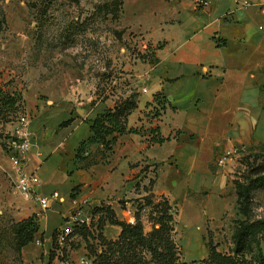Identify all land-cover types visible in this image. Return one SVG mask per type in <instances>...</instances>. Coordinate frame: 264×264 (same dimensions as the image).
<instances>
[{"label":"rangeland","instance_id":"obj_1","mask_svg":"<svg viewBox=\"0 0 264 264\" xmlns=\"http://www.w3.org/2000/svg\"><path fill=\"white\" fill-rule=\"evenodd\" d=\"M168 6L166 0H0V89L19 97L15 112H0V150L5 156L8 158L4 142L21 113L34 119L44 106L74 99L80 115H85L87 110L101 104L116 108L117 103L134 93L141 101L151 96V87L145 93L138 85L148 86L146 71L148 64L154 63L156 47L137 28L151 29L163 19ZM142 74L145 76L139 78ZM151 105L145 110L146 118H154L156 110ZM75 113L79 115L78 111ZM231 146L243 149L220 165L218 159ZM231 146L214 156L206 171V182L203 180L198 188L191 184L179 186L170 195L177 212L174 239L183 260L206 257L209 236L220 251L232 253V236L240 222L264 219V140ZM89 151L80 164L97 163L98 170L104 168L105 173L101 145H91ZM176 169L173 170L176 174L184 172L179 165ZM142 171L137 188L131 183L125 193L106 194L107 183H102L93 196L105 205L111 202L122 215H129L126 202L133 201L129 209L135 212L134 201L147 193L146 189H140L141 185L151 188L148 178L159 176L163 170L153 166L143 168L133 179ZM199 172L205 178V170ZM14 179L15 174L0 169V264H43L45 253H40L39 248L44 250V237L40 233L33 241L39 248L30 245L19 255L14 247V227L23 217L19 208L21 194L14 188ZM163 186L167 188L166 184L162 189ZM118 197L122 207L116 201ZM91 202V198H86L70 209L56 235L69 213L81 210L84 215L88 207L94 209ZM153 211L148 207L142 215L147 231L153 225L149 221ZM56 220L51 215L43 224L51 227ZM248 244L250 250L260 244L264 251V240L258 243L254 237ZM60 249L65 251V257L58 264L89 263L86 243L80 235L62 246L57 245L56 250Z\"/></svg>","mask_w":264,"mask_h":264},{"label":"crops","instance_id":"obj_2","mask_svg":"<svg viewBox=\"0 0 264 264\" xmlns=\"http://www.w3.org/2000/svg\"><path fill=\"white\" fill-rule=\"evenodd\" d=\"M166 1L169 6L163 19L149 30L137 28L156 47V62L148 64L146 71L148 86L138 85L140 90L147 89L145 93L151 87L152 95L144 101L140 97L138 106L127 117L128 127L144 126V130L117 136L113 149L101 155L106 162L105 173L104 168L98 170L97 163L82 166L76 154L80 143L91 134L89 121L113 106L101 104L80 115L75 100L65 99L44 106L33 119L27 170L40 177V194L58 191L61 199L37 217L44 250L30 242L19 255L34 245L45 253L43 264H58V250L50 260L55 230L62 225L65 214L83 199L91 198L94 206L105 205L93 196L102 183H107L106 194L120 195L130 190L131 183H135L134 188L139 186L137 178L143 171L133 179L135 173L159 167L163 171L157 177H149L148 184L155 179L151 185L155 198L164 195L171 201L170 195L179 186L191 184L198 188L203 180L206 182V171L214 156L225 147L264 140V0H250L248 6H241L236 0H215L205 8L195 7L193 0ZM158 44L162 47L157 48ZM157 92L166 96V108L159 117L146 118L145 110L152 106L147 102H152ZM68 119L72 121L63 124ZM152 127H158L160 134L169 139L153 142ZM176 165L184 172L174 173ZM0 169L16 176L3 150ZM204 170L205 178L199 172ZM163 184L167 188L162 189ZM75 186L78 189L72 197ZM144 187L142 184L140 189ZM21 199L19 212L23 217L19 221L36 215L40 208L36 201L22 195ZM116 201L122 207L119 197ZM128 202L129 215L120 214L111 202L106 205L111 206L118 219L134 222V211L129 209L133 201ZM51 215L57 220L49 227L43 220ZM120 232L119 225L104 226L109 239L117 238Z\"/></svg>","mask_w":264,"mask_h":264},{"label":"trees","instance_id":"obj_3","mask_svg":"<svg viewBox=\"0 0 264 264\" xmlns=\"http://www.w3.org/2000/svg\"><path fill=\"white\" fill-rule=\"evenodd\" d=\"M161 47V44L157 45V48ZM138 101V94H131L124 101L117 103L116 108H106L92 118L89 121L91 134L80 143L76 154L77 160L86 159L91 145H101L103 152L111 151L119 134L142 131V127H128L127 125V117L138 106ZM18 103L19 97L15 93H4L0 89V112L3 114L15 112ZM166 103V96L162 92H157L154 94L153 101L147 102V105L154 104L156 110L154 117H159L162 110L166 108ZM71 121L72 119H68L63 124H68ZM150 132L153 134L151 137L153 142L163 143L169 139V137L165 138L160 134L158 127H152ZM3 147L5 148V142ZM153 183L154 179H151L149 184L152 185ZM239 186L237 184L238 188ZM144 188L147 193L134 201V206L136 204L134 222L120 220L110 205H100L92 209L93 213H99L95 232L84 225H75L72 235H80L85 240L89 258L87 264H264V251L261 245L258 244L253 251L250 250L248 244L250 238H258V243L264 240L263 218L250 222H240L232 236L234 243L232 253L220 251L218 245L213 241V237L209 236L208 255L206 257L191 261L181 259L179 246L174 239L177 212L173 203L164 195L155 198L151 188ZM77 189L78 186L73 188L72 197H75L74 192ZM148 207L154 209L149 216V221L153 222L149 231L146 230L142 218L143 212ZM106 223L121 227V232L117 238L109 239L106 237L104 234ZM14 230L16 236L14 247L20 252L23 246L36 239L39 232L37 216L33 214L18 221ZM56 231L54 232V250L50 252V260L56 256L57 252ZM92 239L96 242L92 243ZM60 252L59 260L65 257V251L60 249Z\"/></svg>","mask_w":264,"mask_h":264},{"label":"built area","instance_id":"obj_4","mask_svg":"<svg viewBox=\"0 0 264 264\" xmlns=\"http://www.w3.org/2000/svg\"><path fill=\"white\" fill-rule=\"evenodd\" d=\"M214 1L215 0H193V3L197 8H205L210 6ZM236 2H240L241 6H248L251 4L250 0H236ZM143 91L146 92L147 89L143 88ZM32 122L33 119L29 114H19L16 118L12 134L8 136L5 141L4 150L6 151L16 173L14 179V186L16 190L24 198L36 201L39 204L40 208L36 212V215L38 217H42L45 211H47L54 202L61 199V196L58 191H53L48 195L40 194L38 192L40 177L36 173L27 170V161L34 135ZM242 149L243 147L231 146L226 150L225 154L218 159V163L220 165L225 164L227 161L231 160L234 155L241 153ZM98 218L99 213H93L89 207L88 211L84 215L81 213V210L69 213L67 215V221H65V224L61 227L60 231H58V245L62 246L68 241L74 239L75 235H72V233L75 225H84L91 231L95 232L97 230ZM59 254H61L60 250L58 251V255Z\"/></svg>","mask_w":264,"mask_h":264},{"label":"water","instance_id":"obj_5","mask_svg":"<svg viewBox=\"0 0 264 264\" xmlns=\"http://www.w3.org/2000/svg\"><path fill=\"white\" fill-rule=\"evenodd\" d=\"M79 113H81L80 110H79Z\"/></svg>","mask_w":264,"mask_h":264}]
</instances>
